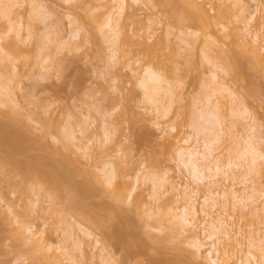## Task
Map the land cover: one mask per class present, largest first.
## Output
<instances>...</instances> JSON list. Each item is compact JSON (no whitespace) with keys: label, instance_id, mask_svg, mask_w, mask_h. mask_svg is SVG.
<instances>
[{"label":"rangeland","instance_id":"obj_1","mask_svg":"<svg viewBox=\"0 0 264 264\" xmlns=\"http://www.w3.org/2000/svg\"><path fill=\"white\" fill-rule=\"evenodd\" d=\"M126 1L115 51L111 31L115 21L109 24V19H120L116 0H0V84L6 89H0V160L7 159V164L0 162V264H73L61 247L78 256L79 264H210L211 257L204 256L210 241L199 229L203 221L208 225L222 216L232 217L229 222L240 232L231 264L245 259L248 237L264 238V213L259 217L264 197L254 206L251 200L245 202L255 211L260 205L254 216L251 207L243 208L244 201L234 207L233 198L221 194L235 191L246 199L253 194L249 186L256 182L249 180L245 187L240 180L234 183L233 177L227 181L219 174L213 181L220 187L211 185L210 179L195 183L176 154L180 147L210 138L208 132L201 135L196 130L197 123L212 128L199 121L200 114L214 110L209 97L219 102V114L226 116L225 138L217 145L223 149L218 152L222 158L244 148L240 139L248 135L250 115L260 130L258 137L264 139V66L250 54V49L264 48V0H243L247 11L242 13L234 0H199L216 18L212 30L178 21L159 1ZM256 10L246 26V18ZM256 31L258 41L252 38ZM205 53L221 67L235 68L230 76L218 74L250 111L247 120L229 112L230 99L212 96L214 69ZM147 66L175 85L177 99L165 119L152 110L140 85ZM14 112L19 115L16 120ZM259 143L263 149L264 143ZM110 166L115 173L111 186L106 176ZM26 171L41 176L34 179L31 174L32 179ZM243 171L235 169V174ZM165 174L171 182L155 191L152 181ZM261 178L264 173L256 178L263 187L255 201L264 192ZM58 181L65 183L63 195ZM172 185L180 192L199 191L193 197L199 211L195 228L186 233L172 228V217L181 206L176 198L179 189L172 190ZM117 187L123 190L120 201L112 197ZM211 192H216V207L203 208ZM91 216L100 218L101 224ZM84 231L97 237L100 245ZM195 233L207 243L201 252L193 246Z\"/></svg>","mask_w":264,"mask_h":264},{"label":"bare ground","instance_id":"obj_2","mask_svg":"<svg viewBox=\"0 0 264 264\" xmlns=\"http://www.w3.org/2000/svg\"><path fill=\"white\" fill-rule=\"evenodd\" d=\"M132 1H134V2H140V0H132ZM152 1V0H151ZM151 1H149V2H151ZM153 1H159V2H157V4L158 3H161V5L162 6H164L165 8H166V10H167V12H169L170 14H171V16L172 15H174L173 17L175 18L176 17V19L178 20V21H180L179 19H184V20H188V21H192L193 23H195V24H197V25H200L202 28H205V29H210V30H212V29H214V25H215V23H214V19H216L215 17H213V16H210V13H209V11L205 8V5L203 6L200 2H199V0L197 1V0H153ZM116 2H117V4H118V14H117V16H119L120 17V15H122V13H123V11H125V9H124V7H126L125 5V3H127V1L126 0H116ZM254 2V1H253ZM257 2V1H256ZM234 6H237L238 7V12L240 13H242V12H244V11H247V8H246V6L244 5V3H243V0H234ZM259 6V5H258ZM257 5H256V8L258 7ZM236 7V8H237ZM219 8V7H218ZM260 8V7H259ZM220 9V8H219ZM218 9V10H219ZM257 10H258V8H257ZM255 11L254 13H250V16L249 17H247L246 18V20H247V22L245 23V25L246 26H248L253 20H254V14L256 13V12H258V11ZM220 12H222V10H220ZM219 14V13H218ZM220 15H221V13H220ZM216 16V15H215ZM172 17V18H173ZM217 17V16H216ZM219 17V16H218ZM173 18V19H174ZM175 19V20H176ZM119 20H121V17H120V19H115V18H111V19H109V24L111 23V21H112V23L115 21V23H114V25H112V28H111V31H112V34H113V36H114V38H115V51H118L117 49V43H116V40L120 37L119 36V30L117 29V24H119L118 22H119ZM176 22V21H175ZM183 22V21H182ZM182 22H180V23H182ZM152 24L154 23V25L156 24L155 23V21L154 22H151ZM212 28V29H211ZM223 30H225V28H223ZM247 31V30H246ZM172 33H170L169 35H171ZM259 32L258 31H256V32H252V38H253V40H259L258 39V37H259ZM190 42H188L187 44H189ZM120 45V44H119ZM191 45V44H190ZM246 47V46H245ZM189 52H190V50H189ZM115 54H116V52H114V56H115ZM250 54H251V56H252V59L254 60V62L256 63V61L258 62V64L259 65H261V66H264V48L263 47H259L258 49H255V50H253V49H250ZM236 56V55H235ZM204 59L207 61V63L209 64V65H211L212 66V68L214 69V71L212 72V74H211V79H210V82L212 83L211 84V86L214 88H212L213 89V95L212 96H221L220 97V99L222 100V98H224V99H226V98H228V100L230 99V101H229V103L231 104V105H229V107L231 106V110H230V108H229V112H231V114L233 113L234 115H236V117H242V119L244 120H247L248 119V117H246L247 115L249 116L250 115V111L249 110H247V108H246V106L244 105V103L242 102H240V101H238L237 100V93H235L230 87H228L226 84H224L223 82V84L221 83V78H220V76H219V74H218V72L220 71H222L224 74L223 75H232L231 74V72L233 71L234 72V70H235V68L233 69V67L235 66H233L232 67V69L233 70H231V67H229V65L228 66H223V67H221L217 62H216V60H213V59H211L210 57H208L207 56V53H205L204 54ZM238 60V58L236 59V61ZM239 61V60H238ZM235 64V63H234ZM236 64H238V63H236ZM241 65V64H240ZM242 66V65H241ZM142 72H143V70H142ZM141 72V73H142ZM221 72V73H222ZM240 73H241V71H239ZM141 73H140V75H141ZM143 74V73H142ZM234 74H235V72H234ZM237 74V73H236ZM239 74V73H238ZM242 75V74H241ZM138 76V75H137ZM238 76V75H237ZM141 77V76H140ZM239 77V76H238ZM138 78V77H137ZM142 79H141V82H140V85H141V87L142 88H144V93H147V97H146V99H147V101H148V99H149V104H151L152 105V110H154L155 112H157V113H159V118H161V119H165L167 116H168V114H170V112H171V108H172V106H173V104L176 102L175 101V99H177V98H175L177 95L175 94V92H174V87H175V85H173L171 82H169L168 80H166L165 79V77H162V75H160V73L158 72V71H155V70H153V68H151V67H149V66H147V70H146V73L144 74V76L142 75V77H141ZM139 80V79H138ZM2 83V82H1ZM164 83H167L168 84V87L166 86V87H164ZM3 87H5V86H3L2 84H0V89L2 90V91H4V89L5 88H3ZM1 90H0V93H1ZM6 90V89H5ZM3 93V92H2ZM168 95V96H167ZM4 96H5V94H4ZM7 96H8V94H7ZM7 96H5L6 98H7ZM167 96V97H166ZM3 97V96H2ZM4 97V98H5ZM6 98H5V100H6ZM9 98H10V95H9ZM8 99V98H7ZM5 100L3 101V102H5ZM166 101L167 102V104H163V102L162 101ZM207 101H208V104L209 105H211L212 103V108H213V106H214V110H212L211 111V109H210V111L211 112H209L208 114H207V116H206V114L204 115V114H200V116H199V121L201 122V120H203L204 121V123L206 124V125H212V128H210V129H206V128H204L203 127V125L201 124V123H197V131H198V133H200L201 135L203 134V133H205V132H208L209 134H208V137H210V138H208V139H204V140H202L201 142L200 141H198V142H196V144L193 146H191V147H189V148H185V147H180V148H178V150H177V152H176V154H177V157H178V159H179V162H180V165H181V167H183L189 174H190V176H191V178L193 179V181L196 183V182H198V183H202L204 180H207V179H210V181L212 180V183H211V185H216L215 187H220V182L219 181H213V179L214 178H216V177H218L219 176V174H222V175H224L225 177H227V181H229L228 179L229 178H231V177H233V181H234V183L238 180H240V182H242V184H244L245 185V187H248V186H246L247 184L246 183H249V180H251V182L250 183H252V184H254L255 182V186H249V188L253 191L252 193V195H249V197L248 198H246L245 199V197H240L239 195H238V193L237 192H235V191H233V192H229L228 190H226V191H223L222 193L219 191L218 193H217V196H220V193L222 194V197H226V196H231L232 198H233V200H234V207H235V205L237 204V203H239L240 201H244V205L243 206H245V207H243V208H246L247 209V207L249 206V209H250V207L252 208V206L248 203H246L245 204V202L246 201H248V200H251V204H253V206L256 204V202L257 201H261L260 199H262V197H264V192H260V197L258 196V199L255 201L254 200V195L255 194H257L258 192H259V189L261 188V187H263V186H259L261 183L260 182H258V180L260 179V175H263V173H264V147H263V149H262V145L259 143V141H261V142H263L264 143V139L263 140H261V138L260 137H258L259 135H260V130L258 129V126L256 125V124H253V122L255 123V120H254V118L250 115L249 116V118L251 117V119H248V120H253L252 121V124L248 127V129H249V131L247 132V134L248 135H246V137L244 138V137H242V139H240V142H241V140L243 141L242 143H243V145H245L244 146V148H242V150L240 151V152H236L237 154L234 156V155H232V157L231 156H226V157H224L223 156V154L225 153L226 154V152H227V150L228 149H224L226 152H224V153H222V156H223V158L218 154V152L220 153V150H219V148L221 149V150H223L220 146L218 147L217 145L219 144H221V140H223L222 138L224 137V135H223V137H222V134H224L225 133V130L223 129L224 127L223 126H225L224 125V118H226V116H224V115H222V114H219L220 112H219V107H217V106H219L217 103H219V102H217L216 104L214 103V102H211V97H209V98H207ZM221 102V101H220ZM240 102V103H239ZM0 103L2 104V102L0 101ZM228 103V104H229ZM239 103V104H238ZM4 105H6V103L4 104ZM242 105H244L243 106V109H240V110H242V111H240L239 110V112L237 111V108L239 107V106H241V108H242ZM11 111V110H10ZM12 112H13V110H12ZM11 113V112H10ZM10 113H8V114H10ZM15 113V114H14ZM12 115H13V117L15 116H17V117H19V115L18 114H16L17 112H14ZM222 113V112H221ZM238 114V115H237ZM233 115V116H234ZM11 116V115H10ZM9 116V117H10ZM224 116V117H223ZM5 117V116H4ZM12 117V116H11ZM14 117V119L16 120V118ZM239 117V118H240ZM8 118V117H7ZM19 119V118H18ZM11 120H12V118H11ZM20 120V119H19ZM8 122V121H7ZM13 122H15V124H16V121H14L13 120ZM12 121L11 122H9V123H12V124H14ZM19 122V121H18ZM20 123V122H19ZM162 123V122H161ZM165 123V122H164ZM21 124V123H20ZM160 124V123H159ZM199 124V125H198ZM231 125V124H230ZM233 125V124H232ZM12 126V125H11ZM19 128H20V126L19 125H17ZM87 126V125H86ZM161 126V125H160ZM159 126V127H160ZM238 126V125H237ZM14 127V126H13ZM17 127V128H18ZM163 127H164V125H163ZM166 127V126H165ZM234 127V126H233ZM161 128V127H160ZM159 128V129H160ZM215 128H217V129H215ZM219 128V129H218ZM23 129V128H22ZM27 129V128H26ZM25 129V130H26ZM87 129V128H86ZM85 128L83 129V130H86ZM165 129V128H164ZM14 130V129H13ZM17 130V129H16ZM112 130V129H111ZM161 130V129H160ZM167 130V129H166ZM172 130V129H171ZM24 131V130H23ZM29 131V130H28ZM71 131V130H70ZM12 132V131H11ZM25 132V131H24ZM109 132V131H108ZM113 132V131H112ZM162 132H164V130L162 131ZM71 133H72V131H71ZM74 133V132H73ZM11 134V133H10ZM199 134V135H200ZM226 134V133H225ZM259 134V135H258ZM26 135H28V134H26ZM111 135V134H110ZM71 136H73V135H71ZM45 137V136H44ZM225 138V137H224ZM244 138V139H243ZM260 138V139H259ZM44 139V138H43ZM109 139V138H108ZM229 140V139H228ZM227 140V141H228ZM45 141V140H44ZM225 141V140H224ZM186 143H188V141H185ZM239 141H237V143H238ZM261 145V146H260ZM216 146V147H215ZM218 147V148H217ZM225 147V146H224ZM230 149V148H229ZM230 151V150H229ZM233 151V150H232ZM60 152V151H59ZM223 152V151H222ZM62 155H64L62 152H60ZM59 153V154H60ZM219 155H217V154ZM230 153H231V151H230ZM234 153V152H233ZM232 153V154H233ZM60 154V155H61ZM228 154H229V152H228ZM230 155V154H229ZM65 157H63V159H64ZM66 158H67V156H66ZM70 158V157H69ZM224 159H226V160H224ZM1 160H3V159H1ZM1 160H0V162H1ZM7 160V159H6ZM6 160H4L3 162H5L4 164H7L6 162ZM10 160V159H9ZM68 161L67 162H70L69 161V159H67ZM63 161V160H62ZM3 162H1L2 164H3ZM66 163V162H65ZM72 165L74 164V163H72V162H70ZM69 163V164H70ZM9 164V163H8ZM67 164V163H66ZM70 164V165H71ZM75 164H76V162H75ZM64 165V164H63ZM77 165V164H76ZM112 165V164H111ZM65 166H67V165H65ZM77 166H79V165H77ZM107 166V165H106ZM105 166V167H106ZM74 167V166H73ZM111 167V166H110ZM34 168V167H33ZM51 168V167H50ZM49 168V169H50ZM70 168H72V167H70ZM79 168H81V166L79 167ZM112 168V167H111ZM35 169V168H34ZM52 169H54V168H52ZM57 169V168H56ZM76 169H78V168H76ZM235 169L236 170H245V171H243V173L242 174H238V175H236L235 174ZM16 170H17V168H16ZM24 170V169H23ZM32 170V169H31ZM36 170V169H35ZM55 170V169H54ZM68 170V169H67ZM71 170V169H70ZM70 170H68V172L70 171ZM75 170V169H74ZM83 169H81V170H79V171H82ZM110 170V169H109ZM19 172V171H18ZM26 172H28V171H26ZM30 172V171H29ZM28 172V173H29ZM35 172V171H34ZM52 172V171H51ZM50 172V173H51ZM55 172V173H54ZM53 172V179L56 181V179H55V174H56V170ZM230 172L232 173V174H230ZM240 172V171H239ZM263 172V173H262ZM20 173H23V172H21L20 171ZM24 173H25V171H24ZM69 173H71V171L69 172ZM73 173V172H72ZM71 173V174H72ZM75 173H77V171L75 172ZM238 173V172H237ZM262 173V174H261ZM25 174H27V173H25ZM24 174V175H25ZM33 175V177H34V179H36V177H37V175H38V177L39 176H41V174L39 175V173L37 174L36 173V175H34L33 174V172L31 171V173H29V175H30V177H32V175ZM60 174V173H59ZM58 173H57V177H59L58 175H59ZM71 174H70V176H71ZM107 175V179H108V181H107V183H108V185L109 186H111L112 184H113V181H115L114 180V170H113V168L111 169V171L110 172H108V173H106ZM260 174V175H259ZM29 175H27L28 177H29ZM43 175H45V174H43ZM46 175H48V172H47V174ZM73 175V174H72ZM255 175H257V177L255 176ZM36 176V177H35ZM52 176V175H51ZM62 175H60V177H61ZM256 177V178H253L252 179V177ZM25 177H26V175H25ZM27 177V178H28ZM33 177H32V179H33ZM37 177V178H38ZM43 177V176H42ZM48 177H50V174H49V176ZM63 177V179H64V176H62ZM66 177V176H65ZM263 177V176H262ZM68 178V177H67ZM50 179V178H49ZM51 179H52V177H51ZM61 179V178H60ZM60 179H58V180H60ZM62 179V180H63ZM159 179V180H158ZM254 179H256L255 181H254ZM263 178H261V180H262ZM171 179L169 178V176H167V174H165L163 177H161V179L160 178H157L156 180H154V181H152V185H153V188H155V191H156V189H160V188H163V184L164 183H166V184H169L171 181H170ZM230 180H232V179H230ZM260 180V181H261ZM53 181V180H52ZM51 181V182H52ZM54 181V182H55ZM64 181V180H63ZM232 181V182H233ZM263 181H264V179H263ZM262 181V182H263ZM59 182V181H58ZM57 182V183H58ZM60 182H62V181H60ZM60 182H59V186L60 187H62V188H60V190L61 189H63V186H65L63 183V186L62 185H60ZM239 182V184H241ZM254 182V183H253ZM136 183H137V181H136ZM238 183V182H237ZM53 184V183H52ZM252 184H250V185H252ZM264 184V183H263ZM57 185V186H58ZM162 185V186H161ZM59 186L58 187H56V188H59ZM161 186V187H160ZM258 186H259V188H258ZM160 187V188H159ZM176 187V186H175ZM173 185H172V190H174V191H176V192H178V189L177 188H175ZM121 188V187H120ZM249 188H247V189H249ZM124 189H125V187H124ZM212 189V188H211ZM59 190V191H60ZM220 190V189H219ZM245 191H246V188L244 189ZM261 190V189H260ZM83 191V190H82ZM189 191V188H185V190L184 191H182L181 190V192H180V189H179V192H178V194H176V198L178 199V201H179V203L181 204V206H180V213L179 214H177V215H173V217H172V219L174 220V222H175V224L173 225L174 227H172V228H177V226L179 227V228H177V229H180V231H181V233L183 232H189V231H191L192 229H194L195 227H194V223H195V221H196V217H197V214L199 213V211L197 210V208H196V206H195V202H194V199H193V197H194V195L197 193V192H199V191H192V192H188ZM245 191H244V193H245ZM51 192V191H50ZM81 192V191H80ZM158 192H161V189H160V191L158 190ZM175 192V193H176ZM208 192V191H207ZM60 193H62V195H63V193H64V190L62 191L61 190V192ZM67 193V192H66ZM88 193V192H87ZM154 193H156V192H154ZM123 194V190H121V189H119V187H117L115 190H114V192L112 193V197L113 198H115L114 200H116V201H120V199L122 198V195ZM259 194V193H258ZM86 195V194H85ZM217 196H216V192H214V193H209V194H206V196H205V198H204V200H203V203H204V205H203V208H206V209H213V208H215L216 207V204H217V202H216V198H217ZM70 199V198H69ZM71 202V201H70ZM261 202H263V201H261ZM75 203V202H74ZM255 203V204H254ZM262 204V203H261ZM74 204H72V206H73ZM247 205V206H246ZM75 206V205H74ZM262 207V208H261ZM261 207H260V205H259V209H258V206L256 207L255 206V209H256V211H260V208L262 209L261 211H263L264 210V204L263 205H261ZM242 209V208H241ZM253 209V208H252ZM254 210V209H253ZM252 210V211H253ZM252 211H251V214H252ZM256 211L254 210L253 211V214H254V216H256L255 215V213H256ZM260 211V215L257 213V216L259 215V217H261V215H263V213H264V211L263 212H261ZM255 212V213H254ZM202 213L203 214H205L206 216H208L209 214L205 211V210H202ZM87 214V213H86ZM110 214H111V212H110ZM250 214V215H251ZM112 215V214H111ZM249 215V214H248ZM94 217L95 216H91V218H92V220L96 223H98L99 222V219L100 218H98L97 220H96V218L94 219ZM97 217V216H96ZM108 217V215L106 216V218ZM112 217V216H111ZM110 216H109V219L111 218ZM226 217V216H225ZM230 217V216H229ZM228 217V218H229ZM263 217H264V215H263ZM90 218V219H91ZM113 218V217H112ZM227 218V217H226ZM262 218V217H261ZM230 219H232V217L231 218H229V219H225V218H223V216L222 217H219V218H216V219H214L212 222H210V223H208V225L205 223V221H203V224H202V227L200 228V227H198L197 225H196V227H198V229L199 230H201V231H199L200 232V234H201V232L202 233H204L205 235V239L206 240H208V241H210V243L208 244L209 245V249L207 250V252H205L204 253V256L206 257V259H208V258H210V264H231V259L233 258V257H235V255H236V251L238 250V244H239V240H237V237H238V233H240V232H238L237 231V229H234L233 228V226H234V224H232V223H230L229 222V220ZM91 220V221H92ZM161 221H163L162 220V218L160 219ZM233 220V219H232ZM231 220V221H232ZM100 221H102V220H100ZM96 223V224H97ZM173 223V222H172ZM99 224H101L100 222H99ZM197 224V223H196ZM232 224V225H231ZM172 225V224H171ZM235 226H236V224H235ZM234 226V227H235ZM194 227V228H193ZM170 229V228H169ZM176 229V230H177ZM174 231H175V229H174ZM177 231H179V230H177ZM194 231V230H193ZM239 231H240V229H239ZM177 233V232H176ZM83 234H86V236L87 237H91V239L94 237L93 235H91V234H89V233H87V232H85L84 231V233ZM178 234H180V233H178ZM199 235V234H198ZM196 233L194 234V237L192 238L193 239V246H195V248L197 247V251H200L201 252V250L203 249V248H205V246L207 245V243L205 244V243H203L202 242V240H201V238H199V236H198ZM148 236H150V235H148ZM255 235H253V236H250V237H248V239H247V244H248V246H247V252H246V254H245V256H243V257H245V259H241L240 260V264H261V263H263L264 261V238H261V236H260V238L261 239H258L257 237H259L257 234H256V238L254 237ZM153 237V236H152ZM155 237V236H154ZM154 237H153V239H154ZM200 237H201V235H200ZM262 237H263V235H262ZM97 237H94L93 239L95 240V243L96 244H99V242H98V238L96 239ZM136 238V237H135ZM133 239H134V237H133ZM138 239V238H137ZM258 239V240H257ZM130 240V239H129ZM128 240V241H129ZM131 240H132V238H131ZM139 241V240H138ZM241 241V240H240ZM79 242V241H78ZM81 242V241H80ZM134 242H137V241H135L134 240ZM94 243V244H95ZM78 244H81V243H78ZM136 244V243H135ZM100 245V244H99ZM131 245H133V240H132V243H131ZM138 245V244H137ZM242 245V244H241ZM80 246V245H79ZM96 246H98V245H96ZM133 247V246H132ZM34 248H37V247H34ZM34 248L32 249V250H34ZM78 248V247H77ZM81 247H79L78 248V250L80 251V252H82V250L80 249ZM105 248V247H104ZM61 249V251L65 254V255H68L69 256V259H70V261L73 263V264H79L80 262H79V260H77L76 261V259L78 258V256L76 257L75 255V257L73 256V253L71 254L70 252H69V250H68V248L67 247H61L60 248ZM36 250V249H35ZM78 250L76 251V252H78ZM103 250V249H102ZM101 250V251H102ZM107 250V249H106ZM200 252H199V254H200ZM203 252V251H202ZM198 254V253H197ZM202 254V253H201ZM206 254V255H205ZM215 254H216V256H215ZM80 255L82 256L83 255V253H80ZM214 255V256H213ZM259 255H260V257H259ZM197 256V255H196ZM204 257V258H205ZM259 258H261L260 260H262L261 262L259 261ZM80 259V258H79ZM177 263H178V261H176ZM33 264H35V263H33ZM81 264H84V263H81Z\"/></svg>","mask_w":264,"mask_h":264}]
</instances>
